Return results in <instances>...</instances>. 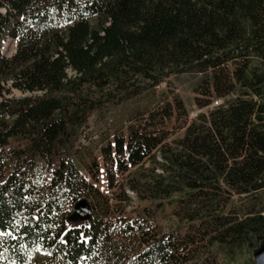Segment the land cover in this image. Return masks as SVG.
<instances>
[{
  "label": "trees",
  "instance_id": "obj_1",
  "mask_svg": "<svg viewBox=\"0 0 264 264\" xmlns=\"http://www.w3.org/2000/svg\"><path fill=\"white\" fill-rule=\"evenodd\" d=\"M6 39L0 264H219L264 243V0H0ZM191 74L192 120L168 84ZM126 103L99 148L108 197L76 166L80 140ZM127 191L149 204L127 212ZM81 199L91 218L70 221Z\"/></svg>",
  "mask_w": 264,
  "mask_h": 264
},
{
  "label": "rangeland",
  "instance_id": "obj_2",
  "mask_svg": "<svg viewBox=\"0 0 264 264\" xmlns=\"http://www.w3.org/2000/svg\"><path fill=\"white\" fill-rule=\"evenodd\" d=\"M1 52L6 56H10L15 51V43L10 39H6L1 42ZM72 73H68L71 75ZM197 77L194 75H180L176 77H170L168 84L174 88L179 95L186 102L188 110V117L190 120L195 117L196 114L203 111H198L192 101V88L196 82ZM165 84H161L160 88L157 89V93L165 91ZM8 98H23L25 95L22 93L11 90ZM215 104H213L214 106ZM137 108L135 103H126L123 105L112 106L102 109L99 112H95L88 117L86 128L83 130L82 137L80 140V154L76 161V166L79 172L84 176L85 179L90 180L94 186L99 190L102 195L110 197V192L107 187V180L105 176V165L103 158L100 154L99 148L106 142L107 139H112V135L122 124L127 121L128 116L131 112ZM94 164L98 165L97 176L91 177L89 169L94 168ZM96 182H94V179ZM132 199V204L127 208L129 212L131 207L137 206L138 208L148 205L149 203L139 202L135 195L129 191L126 192ZM170 209L164 207V211H158L155 215V222L159 225L162 232H166L171 228L177 226L174 218L170 216ZM217 259L219 264H255L253 260L254 250L249 249L247 246H242L240 249H236L233 252L219 250Z\"/></svg>",
  "mask_w": 264,
  "mask_h": 264
},
{
  "label": "water",
  "instance_id": "obj_3",
  "mask_svg": "<svg viewBox=\"0 0 264 264\" xmlns=\"http://www.w3.org/2000/svg\"><path fill=\"white\" fill-rule=\"evenodd\" d=\"M74 213L69 218L70 221H84L87 222L91 218L92 211L90 203L86 199L78 201L73 208ZM253 260L255 264H264V243L260 244L253 253Z\"/></svg>",
  "mask_w": 264,
  "mask_h": 264
}]
</instances>
